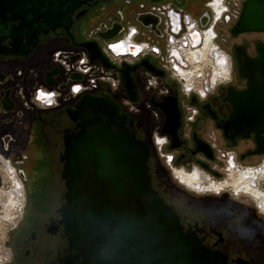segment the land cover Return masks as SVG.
I'll return each instance as SVG.
<instances>
[{"label": "flooded vegetation", "instance_id": "obj_1", "mask_svg": "<svg viewBox=\"0 0 264 264\" xmlns=\"http://www.w3.org/2000/svg\"><path fill=\"white\" fill-rule=\"evenodd\" d=\"M120 1H123V7L131 4L130 0ZM167 1L150 0L149 3ZM173 1L178 5L183 3L181 0ZM200 1L205 4L207 0ZM246 1L239 0L237 3V7L240 8L238 20ZM110 4L116 3L113 0H94L76 13L75 23L70 32L75 41L80 43L77 37L80 23L95 12L98 13L100 8ZM83 11L86 13L77 18ZM3 21L0 11V22ZM232 22V18L229 17L225 24ZM246 34L238 37L231 34L227 43L230 44L231 40H237ZM70 35L63 29L51 31L47 35L42 34L39 46L28 58L0 54V79L4 82L0 83V94H2L0 98V228L5 227L6 230L5 238L1 239L0 235V242L3 241V245H0V264H87V244L83 232L78 235V249L74 247L75 235L68 201L73 176L69 174L70 146L66 142L82 131L80 124L83 120L72 118L75 104L79 99L77 101L63 99L58 108L45 112L24 107L25 103L19 95L23 89L22 81L17 76L18 70L22 67L31 68L35 70V81L41 82L44 77L42 67L46 65L44 62L50 60L48 51L55 42H62L61 46L72 47L73 41ZM209 42L210 38L207 36L200 53L207 54V51L211 50ZM10 44L9 39L2 43L6 48L10 47ZM260 44L264 45L255 44L254 55L250 52L249 42L233 44L228 54L232 67L231 83L220 87L206 99L183 97L181 85L149 61L158 70L164 72L165 76L160 77L161 87H166L168 90L167 95L153 98L158 102H162L168 96L178 98V108L181 113L178 130L180 147L175 150L170 149L172 139L162 133L164 114L154 106L153 98L152 107L145 104L142 82L136 77L141 71L140 65H135L139 66V69L134 74L138 91L135 103L140 108L139 113L130 114L118 102L123 108L121 115L127 116L120 123L123 135L134 137L151 147L148 166L154 190L167 205L172 207L184 234L192 236L209 254V258L218 264H264V222L255 215V212H258L264 217V177H262L264 135H261L259 140L256 134L243 138L242 135L238 136L234 132L226 134L223 129L233 112L232 104L228 100L229 90L234 88L244 91L248 88V80L241 78L239 74L240 49L242 51V48H245L247 56L256 59L259 56ZM236 78L245 82L244 88L236 86ZM8 91H11L10 96L15 105L12 112L5 111L1 102ZM23 91L26 102L29 103V90L23 89ZM103 91L104 88L93 95L100 96ZM106 91L116 100L109 88ZM186 107L193 110L187 113ZM152 109L160 113L159 118ZM144 114L146 119L142 120ZM188 116L193 118L192 121L188 122ZM149 118L155 122L150 123ZM156 137L160 142H163L161 137L168 139L165 155L172 156L171 163L159 155L155 145ZM219 138L225 145L219 144ZM241 141H251L253 144L244 158H257L258 162L244 167L239 165L236 153H229L228 150L237 148ZM205 145L212 150L213 160L207 158L204 153H196L199 146L205 147ZM223 149L227 151L223 152ZM218 153L221 154L220 157ZM222 155L228 158L224 166L218 165L220 168L218 171L215 164ZM199 156L206 159H200ZM231 164L235 167H231ZM165 165L169 168V172ZM172 168L176 171V176H173ZM238 170L242 171L241 176L248 174L249 178L247 179L248 176L244 178L247 180H244L243 176L241 178ZM83 174L81 182L75 186L78 199L88 195V177L85 172ZM171 175L190 190L208 195L198 197L183 194L171 182L169 177ZM255 175L257 180L253 178V183L258 189L251 186L252 176ZM212 178L221 181L213 182ZM234 181L242 182V185L249 189L234 188L232 186ZM191 184H199L201 187L195 190ZM223 192L225 193L220 194ZM6 223H10L9 228H6ZM104 231H109V228H105ZM116 253L117 250L112 249L109 243L102 245L100 252L102 257H109L111 261H115ZM127 258L125 257L124 260ZM98 264L105 263L98 262Z\"/></svg>", "mask_w": 264, "mask_h": 264}, {"label": "water", "instance_id": "obj_2", "mask_svg": "<svg viewBox=\"0 0 264 264\" xmlns=\"http://www.w3.org/2000/svg\"><path fill=\"white\" fill-rule=\"evenodd\" d=\"M93 1L0 0L4 20L0 22V54L28 58L39 46L42 34L63 29L70 35L76 13ZM85 13L80 12L77 18ZM171 17L174 32L178 33L181 18L175 13H171ZM209 19L208 14L201 18L202 27L208 26ZM138 22L161 36L159 17L140 15ZM122 31L123 26L115 24L101 37L113 40ZM246 33H264V0L244 2L240 19L234 24L231 34L238 37ZM70 38L72 47L88 52L92 64L101 61L107 69H116L102 53L99 44L79 43L71 35ZM8 39L11 44L6 48L2 43ZM258 50L259 56L251 59L245 48L240 49L239 74L248 80V88L244 91L229 90L228 100L233 112L223 129L226 134L234 132L243 138L256 134L259 140L264 135V45L260 44ZM78 58L79 55L72 57L71 61ZM141 65L156 76H165L147 60ZM138 69L139 66L125 65L120 70L123 91L133 102L138 97L134 77ZM42 71L46 75V84L55 85L60 69L56 67L47 71L42 67ZM69 80L82 81L83 76L74 73ZM0 83L3 84V80L0 79ZM103 88L105 91L100 96L85 94L76 102L72 118L83 120L80 124L82 131L66 142L70 146L69 174L73 176L68 201L75 235L74 247L78 249V235L83 232L87 244V264H92V261L93 264H218L209 258L192 236L184 234L172 207L154 190L148 166L151 147L134 137L123 135L120 123L127 116L121 115L123 108L106 91L107 87ZM60 89L67 90V85ZM10 94L11 91H8L1 101L7 112L15 108ZM152 103L165 116L162 133L172 139L170 149L179 148L181 113L178 98L168 96L162 102L153 98ZM196 153H204L210 160L214 159L212 150L206 145L199 146ZM83 172L88 177V195L78 199L75 186L81 182ZM105 228L109 231L105 232ZM104 243L117 250L115 261L101 256ZM125 257L128 258L124 260Z\"/></svg>", "mask_w": 264, "mask_h": 264}, {"label": "built area", "instance_id": "obj_3", "mask_svg": "<svg viewBox=\"0 0 264 264\" xmlns=\"http://www.w3.org/2000/svg\"><path fill=\"white\" fill-rule=\"evenodd\" d=\"M194 1L191 0L192 3ZM238 1L207 0L204 4L205 9L200 15L193 14L192 11L174 1L141 4L136 11L131 12L126 11L125 8L119 9V12L111 15L108 20H101L89 28L87 33V41L99 44L102 53L117 69L109 70L101 61L92 64L85 49L56 47L49 57L50 64L44 66L47 71H52L56 67L60 69L55 85L46 84L44 73L43 80L37 83L34 69L22 67L18 70L17 76L22 81V88L29 90L30 94V102L27 103L23 89L19 92L25 103L24 107H32L42 112L55 110L63 99L77 101L83 95L100 92L106 86L130 114H137L140 111L139 106L132 102L122 90V77L119 70L124 65H140L141 71L136 77L139 82H142L143 97L145 104L149 107H152L153 97L160 98L168 94L167 88L161 87L162 79L141 66L145 60L152 62L158 69L165 71L177 81L182 87L183 97L206 99L208 95L230 84L232 80L229 55L219 43L222 36L220 27L229 17L233 22L238 21L240 15ZM171 13L181 18L178 33L174 32ZM145 14H153L160 18L158 29L161 36L138 22V17ZM205 14L210 17V22L204 28L200 20ZM115 24L123 26L121 34L113 40L103 39L101 34ZM207 36L210 38L211 50H208L207 54L200 53ZM133 49L136 50L132 51ZM77 55L79 58L72 62L71 58ZM97 72L98 75H94ZM74 73L83 76V80H69ZM63 85H67V90L60 89ZM1 96L2 94L0 98ZM192 110L186 107L187 113ZM153 112L159 118L160 113L157 110ZM187 119L190 122L193 118L188 116ZM161 138L163 142H160L158 137L155 138V145L159 155L166 158L169 163L172 161V156L165 155L168 139ZM175 173L176 171L172 168L173 176H176ZM211 181L221 180L212 178Z\"/></svg>", "mask_w": 264, "mask_h": 264}, {"label": "rangeland", "instance_id": "obj_4", "mask_svg": "<svg viewBox=\"0 0 264 264\" xmlns=\"http://www.w3.org/2000/svg\"><path fill=\"white\" fill-rule=\"evenodd\" d=\"M113 1L116 4H114V5L110 4V5L106 6V7H103L102 9L100 8L98 10V13L95 12L88 19H85V20H83L80 23L79 29L77 31V35H78L77 37L80 40V42H86L87 41V33L89 31V28L95 26L101 20H108V18L111 15H113V14L115 15V13H118L119 9L124 10V8H125V10L128 11V12H131L133 10L136 11L141 4H148L150 0H130L129 2L131 4L128 5L127 7H123L122 6L123 5V1H120V0H113ZM168 1H173V0H168ZM181 1L183 2L181 4V6L187 8L189 11H192L193 14H196V15L199 14L200 15L205 9L204 5H203L204 2L201 3L200 0H195L193 3L191 2V0H181ZM117 3H119V4H117ZM103 9H105V10H103ZM100 10H103V11L100 12ZM233 26H234V23L232 22L230 24H224V25H222L220 27V33H221L222 36H221V39H220L219 43L222 46V48L228 54L232 50V46H233L234 43L241 44L242 42H249L250 43V52L253 55L255 54V44L256 43H263L264 44V33L246 34V35L241 36L237 40H231L230 44H228L227 40H230V38H231L230 31L233 28ZM61 43L62 42L53 43L52 48L48 51L49 56L51 55L53 49H55L56 47L61 46ZM44 63L46 65H49L50 64V60H46ZM235 84L239 88H244L245 87V82H242V81H240L237 78H236ZM145 116H146L145 114L142 115V120L146 119ZM149 120H150V123H152V124H153V122H155L154 120H152L150 118H149ZM216 134H217V132H216ZM219 144L220 145H225L223 140H220V138H219ZM251 147H253V144H252L251 141H249V142L248 141H241L239 143V145L237 146V148L230 149L228 151H229V153H236V156L238 157V160H239V165H242L244 167H248V166H250L249 164H253V163H256V162L259 161V159H257V158H246V159L244 158L245 156H247V150L249 148H251ZM225 151H227V150L223 149V152H225ZM220 155L221 154L218 153L219 157H220ZM199 158L200 159H204V160L206 159L203 156H199ZM227 158L228 157H225V156L222 155V157L216 162L215 167L217 168L218 171H220V168H219L218 165H223L224 166L225 165V161H226ZM166 169L169 172V168L167 166H166ZM169 177H170L171 182L174 184V186H176V188L178 190H180V192H182L183 194H190L192 196H198V197H202L204 195H208V194H200V193H197L195 191H192V189L190 190L186 185L180 184L176 179H174L172 177V175L169 176ZM231 193L232 192H230V194ZM220 194H224V193H220ZM237 196H241V195H237ZM241 197H243V196H241ZM255 215H256L257 218L261 219L264 222V217L259 215L258 212H255ZM9 227H10V223H6V228H9ZM0 245L1 246L3 245V241L0 242Z\"/></svg>", "mask_w": 264, "mask_h": 264}, {"label": "bare ground", "instance_id": "obj_5", "mask_svg": "<svg viewBox=\"0 0 264 264\" xmlns=\"http://www.w3.org/2000/svg\"><path fill=\"white\" fill-rule=\"evenodd\" d=\"M136 49H133L132 51H135ZM231 167H235V165L234 164H231ZM236 169V168H235ZM260 169H262V168H260ZM259 169V170H260ZM237 170V169H236ZM241 173H242V171H239L238 170V174H239V176L242 178V176H243V179L244 178H246L247 176V179L249 178V175L247 174V175H244V174H242V176H241ZM262 177H264V175H262ZM253 178H256V180H257V176L255 175V176H252V182H251V186L253 187V188H256V189H258V187L257 186H255V183H253L254 182V179ZM247 179H244V180H247ZM192 185V184H191ZM194 188H195V190H198L201 186L199 185V184H193L192 185ZM232 186L234 187V188H242V190H248L249 188L247 187V186H243L242 185V182H240V181H234L233 183H232ZM243 186V187H242ZM217 193H219V191H217ZM262 195V194H261ZM263 198H264V194H263ZM5 232H6V230H5V227H3V228H0V235H1V239L2 238H5V236H6V234H5Z\"/></svg>", "mask_w": 264, "mask_h": 264}]
</instances>
